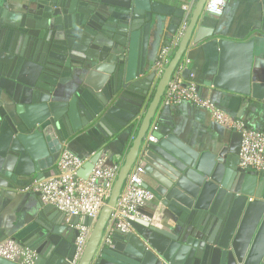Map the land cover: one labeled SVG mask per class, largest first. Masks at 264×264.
Returning a JSON list of instances; mask_svg holds the SVG:
<instances>
[{
	"label": "water",
	"instance_id": "obj_1",
	"mask_svg": "<svg viewBox=\"0 0 264 264\" xmlns=\"http://www.w3.org/2000/svg\"><path fill=\"white\" fill-rule=\"evenodd\" d=\"M205 2L185 11L153 0H24L17 8L0 0V187L48 177L64 143L85 127L105 138L135 132L78 264H264V171L237 167L241 134L232 130L218 151L197 150L163 125L154 141L145 139L188 45L213 36L200 24ZM165 17L172 34L184 17L188 23L157 77L148 46ZM217 45L218 68L205 85L250 96L255 39L221 37ZM104 153H94L77 176L87 178ZM137 158L160 221L136 219L132 231L109 233L112 207ZM58 213L40 202L25 226L2 240L32 250L30 264H69L81 219H68L69 237L47 223ZM0 264L20 263L0 257Z\"/></svg>",
	"mask_w": 264,
	"mask_h": 264
},
{
	"label": "crops",
	"instance_id": "obj_2",
	"mask_svg": "<svg viewBox=\"0 0 264 264\" xmlns=\"http://www.w3.org/2000/svg\"><path fill=\"white\" fill-rule=\"evenodd\" d=\"M23 1L6 0L16 8ZM153 1L175 8H185L184 10L188 11L197 0ZM204 13L200 24L212 28L213 36L188 45L184 54L187 59L186 68L181 72V77L188 80L192 76L197 87H202L200 94L210 99L217 108L231 117L242 120L250 127L264 131V33L260 30L264 0H225V7L220 16ZM169 19L170 17H165L160 28L155 27L151 32L148 46V57L151 61L171 38L172 33L168 30ZM221 37L235 41H245L251 37L255 39L250 96H241L205 85V82L212 80L217 71L219 61L217 40ZM68 87L72 91L75 88L72 83H69ZM154 118H157L158 125L167 127L180 140L197 150L218 151L224 148L231 132L215 122L207 109L194 106L190 102H182L170 108L163 107L160 103ZM127 137V133L123 132L105 138L95 127H85L70 136L64 145L73 154L82 158H90L94 153L105 150L100 159L111 163L123 154L129 140ZM145 179L143 175L142 180ZM37 181L39 180L33 177L28 184ZM20 188L0 187V240L12 237L16 231L23 228L25 219L34 214L35 208L41 202L37 193L21 191ZM161 210L160 205L155 206L154 202L150 201L144 208V213L152 212L154 219L159 220ZM69 218L59 212L55 217L51 215L47 223L50 226H60L62 233L70 237L72 232L67 229V226H70ZM110 226L111 222L108 220L106 229L110 230Z\"/></svg>",
	"mask_w": 264,
	"mask_h": 264
},
{
	"label": "built area",
	"instance_id": "obj_3",
	"mask_svg": "<svg viewBox=\"0 0 264 264\" xmlns=\"http://www.w3.org/2000/svg\"><path fill=\"white\" fill-rule=\"evenodd\" d=\"M224 7L225 0H206L204 12L212 16H220ZM187 23L188 18L184 17L168 43L158 51L154 63L157 77H161L164 68L171 59L168 54L173 53L178 48ZM185 56L183 55L172 72L171 78L161 95V105L170 108L182 102H190L194 106L207 109L215 122L241 134L237 167L244 171H264V131L250 127L242 120L231 117L217 108L210 99L203 97L198 92L192 76L188 80H184L180 74L186 68L187 59ZM153 119L148 127L149 132L145 136L148 142L155 140L152 132L158 128L157 118ZM134 136L135 132L130 136L123 154L117 157L115 162L106 163L99 158L85 179L77 176V171L89 158L79 157L63 145L55 164V171H51L50 175L42 180L20 188L21 191L38 193L43 204L52 205L67 217L78 216L80 219L86 217L92 220L90 224L81 221L76 224L74 254L69 264L79 263L90 237L93 222L97 219L102 207L108 202L112 187ZM143 175V162L137 158L123 181L112 207L109 216L111 222L109 233L114 231L127 233L132 231L131 223L134 220L154 219V215L144 213V208L153 200V197L141 185ZM0 257L20 264H30L35 253L16 240L6 238L0 242Z\"/></svg>",
	"mask_w": 264,
	"mask_h": 264
}]
</instances>
